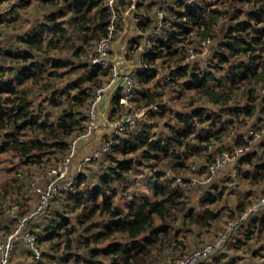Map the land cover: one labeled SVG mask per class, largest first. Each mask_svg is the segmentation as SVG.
Instances as JSON below:
<instances>
[{
    "label": "rangeland",
    "instance_id": "1",
    "mask_svg": "<svg viewBox=\"0 0 264 264\" xmlns=\"http://www.w3.org/2000/svg\"><path fill=\"white\" fill-rule=\"evenodd\" d=\"M138 1L132 0L130 6L121 15L115 12L117 0H114L113 4V18L117 17L120 21L119 25L112 23L115 29L110 38L112 58H118L122 54L125 61L132 67L141 61V52L147 45L149 38V29L139 28L137 20L139 17H148L154 20L158 17L157 12L161 4L167 2V0H152L153 4L151 6L143 4L141 7H137ZM254 1L257 0L243 3L242 11H240V5L242 4L239 0H201L199 3L204 6V11L213 6L227 9L230 13H235L238 9L239 11L236 12L239 14L238 19H236L238 21L246 19V6L251 5L252 10L259 7V4ZM168 2L172 3L173 0ZM14 3L16 4L15 8L12 9ZM9 4H13L10 12L7 9ZM65 5L66 3L63 1L58 5H54L42 3L41 0H29L28 3H25V0H7L0 4V9H4V13H7V16L3 17V26L0 28V49L2 52L7 48L21 47L25 43L19 41L18 44L15 39L18 34L34 28L37 30L42 29L44 23L47 22V15L58 13L60 10H63L64 14L58 17V20L63 21L64 34L69 37V40L63 38L60 41L66 45L64 48L51 49L49 53L45 54L42 60L44 66L40 73L22 82L14 80V76L24 63L9 61L0 54V62L5 65V69L3 68L4 75L1 78L12 79L15 86L20 89L24 88L27 91L29 100L32 102L30 109L37 117L38 122L46 123V125L56 123L60 117L71 112L75 113L77 117H83L82 123L86 125L87 104L80 105L74 97L78 95L79 90L89 87L87 78L94 70L90 67V57L96 42L99 40L96 38L85 40L84 35L91 36L99 28L93 27L90 30H85V24H83L84 29L81 30L79 19L75 20L73 11H68ZM175 22H177L175 16L171 20H167L162 29L156 32L158 39L165 34L166 29L177 30ZM234 24L235 21L228 20V17H222L218 19L212 31L215 39L210 37L209 47H202L200 42L203 38L193 31L191 35L183 38L182 42L176 44V49L178 53L181 51V55L176 52L178 55L175 54L166 62L163 58L155 60L156 62L150 67H155V71H158V73L155 80L150 83V87L156 103L144 105L141 102L132 101L128 104L130 106L119 104L121 109L115 115L116 117L119 116L115 120L110 119V109H107L110 123L121 121L127 110L130 113H136L141 112V109H143L145 113L140 116L136 127L140 130L142 129L141 124H146L149 135L155 139H164L170 136L172 127L180 126L179 122L175 121L176 113H191L193 110H202V115H222L219 117L224 122L219 121L216 126L211 124L210 121L203 124L195 123V129L198 133L200 131L202 133L208 130L212 131L214 127H221L223 129L221 139L212 138L206 143H200L190 137L184 145L176 146L179 153H184L181 154L184 167L169 166L170 159L168 157L164 155L155 157V152H151L148 148H142L141 150H149V158H144L141 155V150L123 155L120 148L114 149L111 147L108 152H100L99 154V151L103 150L106 140L112 138L113 135L111 128L108 124H105L101 116L103 111H100L98 122L95 124V128L91 130L92 132L74 131L68 136L73 156L68 170H66L67 174L65 173L64 178L58 183L59 189L43 210L33 214L30 218V230L36 236V242L41 252V256L32 264H113L112 261H115V258L102 253L103 249L113 242L124 244L129 240L120 233H114L108 238L95 240L96 233L105 229L108 215L97 210L87 219L85 215L88 213L89 208L95 203H100L99 199L95 201L87 195L77 198L76 195L78 192H86L91 189L93 185L99 183L105 174H109L110 167L116 164L114 159L131 157L135 161L131 172L127 173L121 181L110 183L109 188H107L109 192L115 189L112 207L123 215L127 213L128 205L138 204L154 197L153 180L155 179V172H160L162 179L172 186L174 184L180 186L181 189L182 195L170 200V202L174 201V204L168 206V213L170 214L167 219L155 218L156 223L168 225L169 234L163 235L161 240L153 246L151 254L143 264H177L202 245L216 240L228 221L242 217L248 206L264 193V180L256 182L251 177L255 172L254 166L258 163L264 164V134L258 141H253L252 146L249 148V151L253 153L250 157L251 163L240 159L238 165H236V175L225 178L226 173L223 169L214 175L209 184H202L204 177L203 165L205 163H198L199 159H206L207 156H204L206 148L199 151L192 149V146H198L199 148L211 146L215 155L223 148L241 145L242 143L239 144L238 142L245 141L248 125L253 118V116L246 117L243 114H240V116L228 115L229 107H242L248 103L247 90L250 86L257 88L255 95H258L261 88L263 80L256 81V75L252 76L250 81L245 78L236 80L234 85L231 86V69L237 67L240 63L248 65L249 58L247 54L234 57L229 63H221L214 56L217 49L220 48L221 41L225 39L223 38L224 32ZM86 27H89V25H86ZM52 36L51 32L45 31V43ZM77 48L80 49L78 53H75ZM256 48L255 61L260 65V68L257 67L256 70L260 73L264 69V43L256 46ZM185 49H191L194 53H197L195 59L190 62L191 68H194V73L207 71L213 73L214 78L202 89H196V87L185 88L182 83L188 80L189 76H186L187 78L180 76L172 82L171 80L166 82L162 80V77H166L175 67L173 61L178 59L180 60L178 66L182 65L187 52L182 53V50ZM56 60H63L64 64L54 66ZM108 68L100 67L98 71V77L103 82L102 85H105L109 80ZM49 73H52V75ZM75 82L81 85V88L77 87L74 84ZM143 85L137 81L136 91L140 88L143 89L145 87ZM206 87L213 89L217 95L223 92L224 95L229 96V99L215 101L216 96L210 98L203 93L202 90ZM7 97H10V95L0 94V107L8 108ZM113 101L114 97L110 99L109 105ZM148 106H150L149 110L147 109ZM138 124L140 125L137 126ZM11 131L21 141H25L28 146L32 144V150L25 153L19 145H13L4 151H0V206L1 203L5 205L18 204L20 205L21 214L29 215L37 204L36 197L28 193L31 183L34 182L39 186L45 185L48 180L45 171L58 166L64 155L61 151L55 150L56 142L50 137L47 127L41 129L35 126V129H32L28 126L24 130L10 128L5 132ZM129 135H119L114 143H121L127 137L133 138L134 134ZM84 138L87 139V142ZM39 142H41L40 145H38ZM193 166H196V168H193ZM167 171H170L172 177H183L185 180L178 183L174 179L173 184L172 178H168L166 175ZM244 172H247L249 176L245 177ZM73 178H79L81 182H78L79 184L75 188L65 190L66 185L63 184ZM190 178H196L200 182L195 184L186 182ZM209 193L214 194L217 200L214 202L204 201ZM239 205L244 207L245 210L240 211ZM205 210L215 213V218L202 222L204 220L203 216L206 214ZM263 215L264 209L245 216L234 228L236 231L235 236L229 239L231 242L226 243L224 250L215 252L210 259L203 260L202 264H264V227L260 229L259 226V220ZM1 216H3V212L0 207V220ZM195 218L200 221H196ZM17 224V220L9 218L4 228V235L15 229ZM54 224H61L62 229H54L52 236L45 239L44 236L49 233L48 229H51ZM57 233L60 234L57 235ZM14 241L10 263L16 264L20 261L17 264H30L33 257L28 254L30 252H28L27 244L21 236L16 237Z\"/></svg>",
    "mask_w": 264,
    "mask_h": 264
},
{
    "label": "trees",
    "instance_id": "2",
    "mask_svg": "<svg viewBox=\"0 0 264 264\" xmlns=\"http://www.w3.org/2000/svg\"><path fill=\"white\" fill-rule=\"evenodd\" d=\"M5 1L7 0H0V3ZM41 1L42 3H50L54 5H58L62 1L66 3L65 8L68 11H73L75 20L79 19L81 30L82 28L84 29L83 24H85V30H90V28L93 27L99 28V30L93 33L91 36L87 37L84 35L85 40L95 38L100 40L101 38L107 37L109 33V26L112 23L119 25L120 19L117 17L113 18V7H110L108 4H106V0ZM131 1L132 0H117L118 7L116 5L115 12L120 15L123 14L125 9L130 6ZM200 1L201 0H196L195 2L187 3L180 0L178 2L177 9H170L171 16H175V19L177 20V22H175L177 30L166 29L165 34L162 37L156 41H151L149 51L144 54L143 60L152 65L154 62H156L155 60L157 58H163L166 62V60L169 58L174 57L175 54L181 55V51L178 53L176 49V44L182 42L184 40L183 38H185L187 35H191L193 31H195L196 34L200 35V37L203 39L207 37L215 39V35L212 33V31L214 30L218 19L222 17H228V20L230 19L235 21V24L230 28L228 27L227 31L224 32L223 38L225 39L224 41H221L220 48L215 52V58L221 63H229L234 57H237L241 54H247L249 58L248 65L240 63L237 67H232L230 72L231 86L234 85L236 80L243 78L250 81L251 77L254 75H256V81H259L260 79L263 80L264 69L258 73L256 69L257 67L260 68V65H258L255 59L257 56L256 46L264 43V2L258 3L259 7H256L253 10L251 5L246 6V19L236 21L239 16V14L236 13L239 11L238 9L235 11V13H230L227 9H221L213 6L204 11V6L199 3ZM239 1H241L242 4L240 5V11H242L243 3H249L252 0ZM28 2L29 0H25V3ZM143 4L151 6L153 2L152 0H139L137 7H141ZM15 5L16 4L14 3L12 9L15 8ZM12 9H9L8 11L10 12ZM63 14V10H60L58 13H50L47 15V22L44 23L45 25L42 29L37 30L34 28L30 31L18 34L15 37V39L18 41V44L20 43L19 41H23L25 43L22 44L21 47L15 49L7 48L3 52L0 49V54L3 55V57L5 56L7 59H9V61H18L24 63V65L21 66L16 72L14 80H19L22 82L26 79H31L33 76H36L42 71V67L44 66L42 60L45 54L49 53L51 49H61L66 46L60 42L63 38H65V40H69V37H66L64 34L65 26L63 21L58 20V17ZM4 16H7V13H4L3 11L0 13V28L3 26L2 23ZM172 17L166 18L165 22H167V20H171ZM86 25H89V27H86ZM137 25L143 30L149 29V31H152L155 28L156 21L155 19L151 20L148 17H139L137 20ZM45 31L51 32L53 34L47 43H45L44 38ZM79 49L77 48L75 53H78ZM185 51H187V49L182 50V53ZM179 61L180 60L178 59L173 61L175 67L166 76L169 78V80H171V82L176 81V79L180 76H189L190 78L183 81L182 85L187 89L193 87H196V89H202L204 85L214 78L211 71L194 73V68L190 69L188 66H178ZM63 64V60H56L54 62V66H61ZM90 67L94 70L90 73V75H88L87 78L89 87H87V89L79 90L78 95H75L74 97V99H76L80 105L87 104L86 102H88L92 90L95 87L101 86L103 84L102 80L98 77V71L100 68L94 64H90ZM3 68L5 69V65L0 62V94L5 93L10 95V97L6 98L8 101V108L5 109L0 107V151H4L9 146L13 145H19L25 153L31 151L32 144L28 146L25 141H21L18 137H16L12 131H5L10 128L15 130H24L28 126H30L32 129H35L36 126L41 129H45V127H47L50 137L56 142L55 150L57 149L61 151L64 156L68 155L70 152L71 143L68 140V136H70V134H72L74 131L79 132L84 130L85 125L82 123L84 120L83 117H77L75 113L68 112L64 116L60 117L56 123H50L46 125V123L38 122L37 117L30 109L32 102L29 100L27 91L24 88L20 89L15 86L12 82V79H2L1 77L4 75ZM155 70V67H151L148 70L139 73L137 81L144 84L143 86L145 87L136 91V97L134 96L133 102H141L144 105L156 103V99L154 98L153 93H151L150 87V83L155 80L157 72ZM49 74L52 75V73ZM74 84L81 88V85H79L77 82ZM256 89L257 88H255V86H250V88L247 90L248 103L242 107H229L228 115L240 116V114H243L246 117L253 116V118L258 115L259 118H261L260 101L258 96L255 95ZM202 91L210 98L212 96H216L215 98L217 99H215V101H220V99L226 101L229 99V96L224 95L223 92L217 95L210 87H206ZM118 97L119 96L116 95L114 97V101L110 103L108 107L110 109L109 115L111 120H115L117 117H119L115 116L121 109ZM202 113V110H193L191 113H176L175 121L179 122L180 126L176 128L172 127L171 135L164 139L151 138L149 131L146 129V124L140 123L142 125V129L139 130L137 127H135L130 130L128 128L125 129V131L117 134L112 131V138H109L108 140L112 141L113 143L111 148H120L121 151H123V155L134 153L138 150H141L142 148H148L151 152H155V157L159 155L168 157V159H170L169 166L184 167V163L182 161V155L184 153H179L176 146L184 145L185 141L190 137L192 139L198 140L200 143H206L212 138H215L216 140L221 139L223 132L221 127H214L212 131L208 130L204 133L201 131L199 133L196 132L195 123L203 124L206 121H210L211 124H215L216 126L217 122H224L222 118L219 117L222 115L212 116L208 114L202 115ZM121 134H130L129 136H132V134L134 135L133 138L127 137L121 143H114V140H116V138ZM138 135L139 137H137ZM40 143L41 142H39L38 145H40ZM238 143L244 144L245 141L241 140ZM204 148H207V146H203L202 148H199L198 146H192V149L195 151H199L201 149L204 150ZM150 151L141 150V155L144 158H149ZM250 152L251 151H247V153L244 154L245 156L243 155L241 159L247 163H251L250 157L253 153ZM210 159L211 158L208 157V161H210ZM114 162L116 164L110 167L109 174H105L99 183L93 185L92 188L86 192H78L76 197L80 198L82 195L83 197L87 195L92 200L96 201L99 199L100 203H95L89 208L88 213L85 215L87 219L97 210H100L101 213L108 215L105 229L96 233L94 238L95 240L108 238L114 233L125 235L129 240L124 244L121 242H113L103 249L102 253L109 254L112 256V258H115V261H112L113 264H143L147 260V257L151 254L153 246H155V244L161 240L163 235L169 234L168 225L156 223L155 218L158 217L163 218L164 220L167 219V216L170 214L168 213V206L174 204V201L170 202V200L181 196V189L180 186L174 184L175 177L172 178V183L174 184V186H172L167 183V181L162 179V174L160 172H155V179L153 180L154 197L152 199L144 200L138 204L132 203L128 205L127 213L123 215L115 211L112 207L113 194L116 192L115 189H112L109 192L107 188H109L110 183L114 181H121L127 173L131 172L135 161L131 157H124L123 159H114ZM254 170V175H251L252 179H254L256 182L264 180V164H256L254 166ZM244 176L248 177L249 174L244 172ZM78 182H81L79 178L73 179L72 184L74 188L79 184ZM207 195L204 198V201L214 202L217 200V197L214 194L209 193ZM3 204L4 203H1V208L3 207ZM239 210L244 211L245 208L239 205ZM205 212L206 214L203 216L204 220L202 219V222H205L208 219H214L216 216V214L211 211L205 210ZM195 220L198 222L200 221L196 218ZM30 222L31 220L28 222L29 226ZM259 226L260 229L264 227V215L261 216L259 220ZM54 229H62L61 224H54L51 229H48L49 233H47L48 235H45L44 238L47 239L51 237L54 233ZM235 232L236 231L234 229L229 239L234 238ZM58 234L60 233H57V235ZM229 239L226 243L231 242ZM226 243L218 251L224 250V247L227 245Z\"/></svg>",
    "mask_w": 264,
    "mask_h": 264
},
{
    "label": "built area",
    "instance_id": "3",
    "mask_svg": "<svg viewBox=\"0 0 264 264\" xmlns=\"http://www.w3.org/2000/svg\"><path fill=\"white\" fill-rule=\"evenodd\" d=\"M165 2L163 5L161 4L159 11L157 12L158 17L155 18L156 25L154 30L149 31V38L147 45L144 50L141 52L142 59L139 64L129 66V64L125 61V58L122 54L118 56V58H112L111 46H110V38L112 37L114 26L111 24L109 26V33L107 37L101 38L97 41L94 51L91 54L90 61L91 64L96 65L97 67H109L108 75L109 80L105 85L95 87L91 96L87 102L86 107V119L87 124L85 125V132L90 133L91 130L95 128V124L98 122V115L100 111L102 118L105 121V124L111 128L114 133H119L124 131L125 129L135 128L137 122L140 120V116H142L145 112L141 109V112L130 113L127 112L122 117V120L117 123H110V119L107 116V109L109 107V101L112 97L118 95L119 104L121 106H126L131 103L134 99L136 93V83L137 77L140 72L146 71L151 68V64L145 62L143 60L144 54L149 51V47L151 46V41L158 40L157 31L161 30L165 24L166 18H171L170 9H177L178 2L180 0H173L172 3ZM187 3L195 2L196 0H181ZM107 4L110 7H113L114 0H106ZM256 3H263L264 0L254 1ZM3 3V2H2ZM1 4V3H0ZM13 4H9L7 9H11ZM0 11H4V9H0ZM211 43V39L209 37L204 38L200 44L202 47L207 48ZM197 56V53H194L193 50L188 49L186 53V57L182 65L190 64L193 59ZM158 71L156 72L157 76ZM163 81H168V77H162ZM258 98L260 101V115L261 118L257 115L252 119L250 124L248 125V131L245 138V143L241 145H235L231 147L223 148L221 151H218L215 155L211 149V146L206 148V159H199L198 163H205L203 165V181L202 184H209L211 180L214 178V175L218 172H221L225 169V178L236 175V165H238L241 157L249 151L252 146V142L260 139L264 134V79L261 83V88L258 92ZM103 100V101H102ZM102 101V102H101ZM130 106V105H128ZM148 106V110H149ZM85 139V138H84ZM87 141V139H85ZM112 141L105 142L103 146V150L99 151L104 153L105 151H109L111 147ZM72 146H74L72 144ZM72 151H73V147ZM101 153V154H102ZM211 154V155H210ZM72 152L70 150V154L68 156L62 157L60 160V164L58 166L52 167L45 171L48 176V180L45 185L39 186L36 183L32 182L28 193L37 198V204L34 208L33 212L29 215H21L20 205H4L1 208L3 215H7L11 218L17 219V225L15 229L4 235V233H0V264H11L10 258L13 252V245L15 243L14 239L18 236H21L23 241L27 244L28 250L31 254L33 261H37V258L41 256V252L39 251L38 244L36 242V236L30 230V226L28 222L33 214H37L42 211L45 205L51 200L53 195H55L57 189H59L58 183L64 178L66 170L71 162ZM208 157H210V161H208ZM89 159V158H88ZM196 168V166H193ZM67 174V173H66ZM167 177L173 178L170 174V171L166 172ZM74 179V178H73ZM73 179L65 182L63 185H66L64 189L73 188ZM178 183L183 182L185 179L183 177H175ZM190 184H195L200 182L196 178H190ZM264 209V193L258 196L248 207L242 217L239 219H232L227 222L226 227L220 233L216 240L212 242H208L205 245H202L198 250L193 251L189 256L185 259L180 260L177 264H202L203 260L210 259L216 251L221 249L223 245L227 242L230 237V234L234 230V228L240 223V221L245 218V216L250 215L251 213H257ZM34 236H33V235Z\"/></svg>",
    "mask_w": 264,
    "mask_h": 264
},
{
    "label": "crops",
    "instance_id": "4",
    "mask_svg": "<svg viewBox=\"0 0 264 264\" xmlns=\"http://www.w3.org/2000/svg\"><path fill=\"white\" fill-rule=\"evenodd\" d=\"M133 1H135V0H133ZM37 199V198H36ZM9 218H11V217H9V216H7V215H3V216H1V220H0V233H4V228H5V226H6V222H7V220L9 219ZM14 220H16V218H13ZM28 249V248H27ZM28 252H29V250H28ZM20 261H18L17 263H19ZM16 263V264H17ZM21 263H24V262H21ZM26 263H27V261H26Z\"/></svg>",
    "mask_w": 264,
    "mask_h": 264
},
{
    "label": "clouds",
    "instance_id": "5",
    "mask_svg": "<svg viewBox=\"0 0 264 264\" xmlns=\"http://www.w3.org/2000/svg\"><path fill=\"white\" fill-rule=\"evenodd\" d=\"M182 66H188L190 69H192L191 66H190V64H188V65H182ZM252 119H253V118H252ZM251 121H252V120H251Z\"/></svg>",
    "mask_w": 264,
    "mask_h": 264
},
{
    "label": "bare ground",
    "instance_id": "6",
    "mask_svg": "<svg viewBox=\"0 0 264 264\" xmlns=\"http://www.w3.org/2000/svg\"><path fill=\"white\" fill-rule=\"evenodd\" d=\"M102 123H103V122H102ZM103 125H104V124H103ZM249 206H250V205H249ZM249 206H248V207H249ZM251 214H252V213H251ZM251 214H250V215H251Z\"/></svg>",
    "mask_w": 264,
    "mask_h": 264
},
{
    "label": "water",
    "instance_id": "7",
    "mask_svg": "<svg viewBox=\"0 0 264 264\" xmlns=\"http://www.w3.org/2000/svg\"><path fill=\"white\" fill-rule=\"evenodd\" d=\"M102 101H103V100H102ZM102 101H101V102H102Z\"/></svg>",
    "mask_w": 264,
    "mask_h": 264
}]
</instances>
